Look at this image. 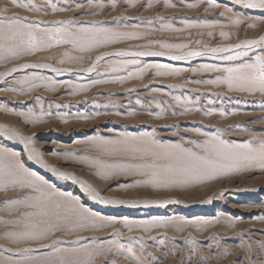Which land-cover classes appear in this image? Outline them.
I'll return each instance as SVG.
<instances>
[{
  "label": "rangeland",
  "instance_id": "1",
  "mask_svg": "<svg viewBox=\"0 0 264 264\" xmlns=\"http://www.w3.org/2000/svg\"><path fill=\"white\" fill-rule=\"evenodd\" d=\"M18 2L40 8H47L49 4V0ZM52 2L58 8L65 6V0ZM213 3L218 6L213 7ZM5 4H11V0H0V5ZM67 4L73 6L72 11H52L50 8L36 11L32 7L12 4L3 14L37 22L77 21L80 23L65 27L72 31H79L81 27L110 28L118 32H136L140 38H124L84 51L63 44L11 62L0 60V73L4 74L0 76V128L15 129L20 135L32 136L35 146L41 149L50 164L87 180L98 190L118 182L127 183V187L122 183L110 192L101 191V195L138 201L141 205L156 199L180 201L163 208L97 205L96 208L104 209L101 214L114 215L118 221L125 217L135 222L182 217L213 223L185 227L183 231H177L174 226L145 231L135 225L129 230L121 223L99 228H81L68 223L50 239L38 242L18 238L25 225L17 218L23 219L21 214L29 210H9L6 198L17 196L20 191L0 192V264H19L18 251L21 249L36 248L40 243L47 244L56 239L75 241L78 237L86 239L73 247H107L109 241L131 243L142 264H157V258H163L159 264H182L192 255L193 248L197 249L192 257L193 264H200L205 255L211 259V264H232L247 254L246 245L251 244L256 249V241L264 240V170L254 168L214 179H192L179 172L169 174L160 168L157 170L162 173V180L169 183L162 182L159 187H153L146 181L154 169L146 165L169 163L151 155L159 151L157 144L178 145L198 155H207L203 147L196 145H203L209 136L221 134L222 139L230 142H244L249 137L264 135L261 132L264 129V94L229 91L225 84L210 83L222 79L225 75L222 72L193 71L205 65L238 66L240 59L223 60L220 57L235 56L244 49L234 48L222 53L208 50L234 46L245 40H259L264 36V17L259 16L258 10H244L241 14L239 6L232 7L229 0H92L91 4L85 0L80 8L75 7L76 0H67ZM226 6L232 11L221 15ZM237 17L241 19L240 24L234 22ZM221 32L227 33V37L221 36ZM154 41L188 44L189 47L161 49L152 43ZM146 45L148 47H144ZM118 51H165L168 55H115ZM188 51L206 54L185 60L168 58ZM101 54H105L104 59L97 63ZM257 54H264V49L253 46L249 55L255 57ZM61 60L64 62L60 63ZM35 63H47L69 71L56 74L51 69L23 68L8 73L15 66ZM94 63L95 71H79ZM156 64L181 71L156 75V69L149 68L141 76V69ZM33 76L37 79H32ZM49 80L59 86L53 90ZM66 83H71L72 87H64ZM20 113H28L29 120L40 122L31 123ZM126 137H151L154 143L125 141ZM13 145H16L13 150L25 155L22 145L7 141L6 146ZM113 165H134L135 168L128 170L135 174L117 180H105L96 175L107 172ZM57 187L79 194L71 182L59 181ZM209 200L211 203H205ZM217 218L219 223L215 222ZM69 229H72L71 235ZM117 230L119 235H115ZM130 237L134 239L130 241ZM148 253L154 255L150 257ZM102 260L137 264L129 254L114 246L107 256L97 257L96 264H101Z\"/></svg>",
  "mask_w": 264,
  "mask_h": 264
},
{
  "label": "snow or ice",
  "instance_id": "2",
  "mask_svg": "<svg viewBox=\"0 0 264 264\" xmlns=\"http://www.w3.org/2000/svg\"><path fill=\"white\" fill-rule=\"evenodd\" d=\"M229 2L232 7L239 6L241 14L244 13V10H258L259 16L264 17V0H229ZM84 3L85 0H76L75 7L80 8ZM87 3L91 4L92 0H87ZM12 4L18 7H32L36 11H47L48 8L52 11L73 10V6L67 4V0H65L63 8H58L52 0H49L47 8L19 3L18 0H11V4L0 5V60L6 62H11V60L19 59L24 55H32L38 51L63 44H71L77 50L84 51L91 50L93 47L115 43L124 38H140L139 33L118 32L110 28L87 29L81 27L79 31H72L69 27H65V25L80 23L77 21L37 22L31 21L27 17L21 18L18 15L5 16L3 12ZM113 6H115L114 3ZM189 6L193 7L195 5ZM212 6L216 7L218 5L213 3ZM100 7H103V4ZM149 7H151V3ZM231 11L232 8L226 6L221 15L224 12ZM234 22L240 24L241 19L237 17ZM252 26H255V24ZM220 35L227 37L228 34L221 32ZM152 43L158 45L161 49L168 50H182L189 47L188 44H170L159 41ZM253 46L264 49V36L260 37L259 40H245L234 46L216 47L208 50L211 53H222L231 52L234 48L244 49L245 51L243 52H236L235 56L220 57L223 60L240 59L241 63L236 67L219 68L214 65H205L202 69H193V71L222 72L225 74L222 79L210 81V83H216L217 85L225 84L229 91L264 94V54H257L255 57L250 56L249 52L253 49ZM112 54L108 53L107 55ZM114 54L135 57H163L168 55L165 51H118ZM205 54V52L200 51H188L181 55H170L168 58L170 60H185ZM104 55L101 54L97 57V63L104 59ZM63 62V60L60 61V63ZM23 68L51 69L56 74L69 71L68 69L54 68L47 63H35L15 66L8 70V73L11 74ZM149 68H155L156 75L175 74L181 71L180 69H171L167 65L156 64L141 69V76ZM95 69L96 64L94 63L92 67L80 69L79 71L93 72ZM162 69L166 71H161ZM2 75L4 74L0 73V76ZM32 79H37V77L33 76ZM49 84L53 85V90L59 86L52 80H49ZM63 86L72 87L71 83H66ZM207 114L212 115L211 112ZM20 115L24 116L25 120H29L28 113H20ZM221 115H224V113H221ZM29 122L37 123L40 121L29 120ZM228 127L232 128L233 126ZM261 132H264V129H261ZM203 135L207 136L206 133H203ZM127 140L154 143L151 137H126L125 141ZM7 141H16L19 145H22V151L25 155L22 156L20 151L13 150L16 145L12 147L6 146ZM104 142L111 143V141ZM116 143H121V141H116ZM196 147H203L207 155H198L196 152L182 149L178 145L157 144L159 151H154L151 155L157 160H168L169 163L166 165L155 163L146 165V167L154 169L150 179L146 183L153 187H159L162 182L165 184L169 183L166 180H162V173L157 170L160 168L166 169L169 174L179 172L192 179H214L217 176H230L234 172L250 171L254 168L264 170V135L249 137L244 142H230L227 139H222L221 134H217L209 136L203 145L197 144ZM34 166L38 167L33 170ZM135 167L134 165H113L110 166L107 172H98L96 175L102 176L105 180H117L121 176L134 175L135 173L128 169ZM41 172L45 174L42 175L40 174ZM59 181L71 182L79 194L61 190L57 187ZM122 183L123 186L127 187V183L118 182L107 188L98 190L87 180H82L76 175L62 171L60 168L50 164L45 159L41 149L35 146L32 136L20 135L15 129L0 128V192L19 190V195L6 198V202L10 205L9 210H19L20 208L29 210L21 214L23 219L17 218L25 225V230L19 235V239L38 242L48 240L56 232L63 230L68 223L79 225L81 228L87 226L99 228L121 223L129 230H132L135 225L143 227L145 231H150L153 227L169 226L176 227L177 231H183L185 227H203L213 223L208 220H189L182 217L153 219L148 222H135L125 217L118 221L114 215L101 214L104 212V209L96 208L97 205L128 208H138L141 206L144 208H163L169 204L180 203L179 200L156 199L145 201L141 205L138 201H127L101 195V191L110 192L113 187H121ZM172 183H175V181H172ZM205 203H211V201H205ZM84 222H87V225ZM215 222L219 223V218ZM68 234H72V229L68 230ZM119 234L117 230L115 235ZM82 239L86 238L78 237L75 241L56 239L52 240L51 243H40L36 248L21 249L18 251V255L21 256L19 264H96V258L107 256L113 246L118 251L122 250L129 254L137 264H142L141 257L137 255L131 243L125 245L109 241L107 247L104 245L73 247V245H79ZM133 239L129 238L130 241ZM152 240L155 241L156 237H152ZM160 243H163V241L161 240ZM256 244V249H253L251 244L246 245L245 250L247 254L241 257L239 261H232V264H258V262L259 264H264V240H257ZM8 251H11V249ZM196 251V248L191 249L192 255L184 260L182 264H193L192 257L196 254ZM211 251L215 253V248H212ZM153 255V253H148L150 257ZM162 259L157 258V264ZM9 264H13V262H9ZM101 264H116V262L102 260ZM200 264H211V259L206 255L202 256Z\"/></svg>",
  "mask_w": 264,
  "mask_h": 264
}]
</instances>
